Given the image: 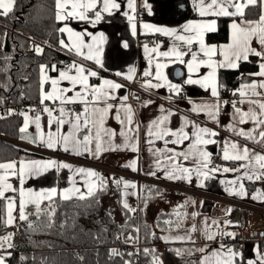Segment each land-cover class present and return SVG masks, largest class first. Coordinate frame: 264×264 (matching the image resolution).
I'll use <instances>...</instances> for the list:
<instances>
[{
	"label": "crops",
	"instance_id": "1",
	"mask_svg": "<svg viewBox=\"0 0 264 264\" xmlns=\"http://www.w3.org/2000/svg\"><path fill=\"white\" fill-rule=\"evenodd\" d=\"M177 0H133V7H129L128 0H116V3L120 5L118 9L109 12H101L102 18L92 23L95 20L94 12L89 13L90 19L88 21H81L79 19H68L60 21L58 27V43L59 46L66 50L71 55L70 65L75 62L82 65L86 70H92L97 72V76H89L90 85H100L103 80H111L119 85L120 88L111 91V95L107 100V103L114 105L109 111L105 119L104 127L112 130L115 133L114 136L105 137V140L101 144L102 150L99 155H96L95 143H92L89 147L91 152H86L81 147L78 151L81 154H77V150H73L72 146H68V150H65L64 145L61 143L56 148H48L46 143L41 142L40 134L37 132L35 123L32 121L34 118H29V125L25 132H21L19 137L14 142L25 150V153L18 159L17 168L19 162L24 161H40L56 162L54 166L49 167L47 171H42L40 175H26L23 185L20 184L19 179L16 177H10L9 182L17 191H8L5 193L7 197H11L15 200L16 208L14 214H17L19 218V189L23 187L25 190L32 189L34 192H41L47 189H56L57 194L53 198L60 196L64 190H73L79 188L82 192L87 193L89 185H95L98 181L95 178L87 177L85 174L79 173L78 169H91L99 173L105 178V185L112 187L110 182L111 178L109 173L120 174L129 179L136 180V192L139 188V177L157 176L166 178L165 172L172 171V165L168 162L164 156L158 153L157 149L173 148L176 152H182L187 150L188 144L191 142L185 141L183 144H171L165 145L163 140L157 139L154 135L159 129L153 124V122L159 123L161 118L167 117L161 125L162 128L175 131L180 129L182 125L186 124L183 119L187 117L189 121L201 127H207L217 133L216 136L207 137L215 141L201 147L210 153L209 160L212 156L218 157V168L213 169L210 167V162L206 168L197 164L196 160L203 161L202 157H191L189 160H184L183 157L177 158V163L183 167L192 169L190 179H169L184 184L189 189L195 191L194 195L189 193L175 192L167 189H162L156 194L152 201L146 204L143 208L142 216L146 221L155 223L160 213H166L165 218H161V222L165 227L158 228L154 225V232L158 234L157 242L153 243L151 255H154V264H177V260L184 254V247H196L198 249H204L203 252L198 250V264L201 260H205L206 264H223L222 257L228 254L227 250L232 249L236 255L234 257L236 264H249L252 261L253 264H264L260 257H264V254L259 252L258 246L255 243H245L242 248L236 247V240L234 243L223 242L219 237V231L225 229L228 233L235 234L237 232V209L233 205V202H243L254 206L264 208V179H257L264 169H261L259 163L255 160V154L264 155V139L259 135L261 131H264V125L256 127L255 132L252 135L254 139H246L243 136L237 135L235 131L231 130L230 125L235 124L236 129L243 128L245 131L253 129L255 127L252 121L240 124L238 118L233 119L234 109L232 107L233 101H239L241 97L236 93L238 89H241L242 85L250 84L253 81L258 82L261 77H257L255 74L259 71V63L262 62L260 57L255 55H249L256 57L258 64V70L253 72H243L239 75V84L235 89H232L227 95L220 94L219 98L213 97L211 94V86L213 83H217V71L219 69H229L231 67L218 68L215 71L214 77L208 78V87H204L199 83L189 84L186 81L191 78L193 80H202L208 77L210 69L206 66H201L199 71L189 72L188 61L192 60L191 52L194 51L197 54L198 59H205L203 52L200 50V44L194 42L191 46L182 44L177 41L174 36L165 35L160 32H155L151 29L144 28L143 25H154L156 27L175 28L177 34H186L183 31V26L188 22H200L203 20H215V28H217V17L214 15H207L201 17L197 10L199 0H183L186 2L188 9L187 14L180 18L179 21H171L174 17L173 5ZM261 2V14H264V0ZM235 3H246V0H235ZM250 5V4H248ZM247 5V6H248ZM102 0H97V10L102 8ZM234 8H229V11H234ZM244 10V9H243ZM55 12L57 13L56 0H55ZM190 14H195V17H190ZM257 19H248L244 17H232L228 22V38L226 41L215 43L208 42L206 40V34L204 33L203 39L206 45H227L230 42V24L235 19L237 23L243 20L258 21ZM129 17H132L130 20ZM67 25L74 32L84 34V40L86 43L93 44L94 48L98 45L100 52L97 53L102 61V66L95 63L94 60L85 59L88 54V50L82 49L84 55H78L76 50L72 47V41L75 37L69 36L67 32H60L59 29ZM135 25V30H133ZM214 32V31H209ZM90 34V35H89ZM101 34L103 39H101ZM93 37H96V41H93ZM148 38H152V42L148 41ZM61 40L64 44H61ZM126 45V46H125ZM39 47L42 49V44H36L34 51ZM252 47L257 50L261 49L260 44L253 40ZM173 48H179L185 53L181 59H177ZM191 49V51L189 50ZM155 49V51H153ZM37 52V51H36ZM169 53L168 56L161 55L162 53ZM73 58V59H72ZM219 61L222 59L218 54L214 57ZM244 61L240 60L239 62ZM160 64L162 67L159 69L160 77L157 78L156 65ZM47 66L45 75L50 78L48 82L44 84V91H52L51 79H58L61 71L56 73L52 72L53 67L47 64H41ZM40 65V66H41ZM130 69L132 71L130 72ZM145 72L150 73L147 75V79H142ZM120 73V75H117ZM72 75H75V70L72 69ZM86 74V73H85ZM175 74H179L175 76ZM131 76L129 79L128 77ZM132 78L137 79L138 85L146 90L151 91L155 95L159 96L158 99L143 100L140 102H128V96L130 91L128 90L127 82ZM150 81L151 84L159 83L161 87H150L146 82ZM171 85L178 86V89H173ZM59 87L71 88L72 85L69 81H60ZM80 86L77 85L74 91H79ZM258 91H264L258 89ZM184 94V95H183ZM67 95H74V92H70ZM127 99H124V98ZM252 99H262V97H251ZM41 102V70L39 67V99ZM227 101V103H225ZM47 107L51 109H58L61 105L59 101L46 100L44 102ZM219 103V115L218 123L211 120L205 111L196 112L193 111L195 105L204 104H217ZM72 105V104H71ZM67 105V106H71ZM103 106V105H99ZM72 110L79 112L83 109L84 105L76 103L75 106H71ZM243 110L247 111L250 107L245 103L240 105ZM257 112L259 108L256 105H251ZM126 108H130V112L126 111ZM119 114L120 119H117ZM58 115V113H57ZM131 115L132 123L129 124L127 117ZM41 130L44 134V140H47V133L50 130L48 125V114H39ZM264 119V117H261ZM123 120V123H121ZM25 124V118L21 128ZM56 125H53L51 130H56ZM190 134L194 131L192 124H187L184 129ZM69 131V125H64L60 132L67 133ZM121 132L124 135H121ZM151 133V134H150ZM86 134V133H85ZM23 137V138H22ZM166 139H173L172 137H166ZM194 139V137H192ZM237 143L242 155L243 148L245 146L250 150L249 157L242 160H225L224 148L225 145H229V154H235L236 150L231 149V143ZM132 145H135L136 150L132 149ZM118 146V147H117ZM41 153L38 155H29L28 152ZM160 161L158 167L156 161ZM135 161L136 170L133 171L131 167L127 165L130 162ZM11 161H5L0 163H8ZM60 164H67L70 167H58ZM243 165V166H242ZM225 168L230 171H224ZM197 169L200 170L199 174ZM234 169L235 171L231 170ZM155 173L151 175L149 173ZM204 172L208 175L205 177ZM176 175H182L176 173ZM251 176L252 179H248ZM168 179V178H166ZM144 183V182H142ZM211 193L216 199L213 200L211 214H204L200 211V205L204 199L203 194ZM69 194V193H65ZM124 194V195H125ZM120 197V200L122 199ZM78 197V196H72ZM5 202V227L0 229V234H5L10 229V225L6 224V204L7 200L0 198ZM109 199H106L108 202ZM122 203V202H121ZM51 201L44 199L41 201V209H50ZM38 210L34 204H27L25 208V215L28 214V210ZM179 213V215H177ZM192 213L197 215L193 216ZM119 216V215H118ZM213 221L216 223L214 224ZM168 222V223H166ZM180 224V227H177ZM195 225V231H192V227ZM212 235L214 239L208 240L206 237ZM191 239H188V237ZM1 237V236H0ZM176 237H183L184 239H177ZM239 238L238 232L235 235H231V240ZM2 243V242H0ZM0 247V258H3V264H5V256L7 253V247L2 243ZM221 245L224 247L221 248ZM171 248H182L170 251ZM219 249V254L213 253Z\"/></svg>",
	"mask_w": 264,
	"mask_h": 264
},
{
	"label": "snow or ice",
	"instance_id": "2",
	"mask_svg": "<svg viewBox=\"0 0 264 264\" xmlns=\"http://www.w3.org/2000/svg\"><path fill=\"white\" fill-rule=\"evenodd\" d=\"M257 0H246V3H235V0H199V4L197 10L201 17H205L207 15H214L216 17L220 16H229V17H243L244 11L243 9L247 7L248 4H255ZM15 0H0V15L7 16L13 10ZM129 7L133 9V0H128ZM102 8L97 10V0H56V19L58 21L68 20V19H79L81 21H88L90 19L89 13L94 12L95 20L91 21L95 23L99 21L102 16L101 12H109L112 10L118 9L120 5L116 3V0H102ZM229 8H234V11H229ZM131 20L132 17H129ZM215 20H203L200 22H188V24L183 26V31L186 34H177V30L175 28H165V27H156L154 25H143L144 28L151 29L155 32H160L165 35L174 36L177 41L182 42V44L191 46L194 42H198L200 44V50L203 52L204 56L207 57L205 59H198L196 52L192 51V60H189L188 68L189 72L199 71L201 66H206L210 69L208 77L203 78L202 80H193L189 78L186 83L195 84L199 83L204 87H208V78L215 76V71L218 68L223 67H231L237 68L239 66L240 60H248L249 55H255L261 58L259 63V71L255 74L257 77H261V79L256 82L253 81L250 84H245L241 86V89H238L237 93L241 97V99L232 102V107L234 109L233 119L236 120L238 118V122L240 124L247 123L248 121H252L255 125L253 129H249L245 131L243 128L236 129L235 124L230 125L231 130L235 131L237 135L243 136L246 139H254L255 137L252 135L255 132L256 127H260L264 125V14H262L258 21L251 20H243L239 23L234 19L230 24V42L227 45H206L204 43V33L209 31H215ZM133 30H135V25H133ZM60 32H67L71 37H75L72 41V47L76 50L78 55H84L82 49H87L88 54L85 56V59L94 60L95 63L100 64L102 66V61L99 58L97 53L100 52V48L97 45L95 48L93 44L86 43L84 40V34L79 32H74L73 29L65 25V27L59 29ZM90 35V34H89ZM101 39H103V35L101 34ZM253 40H256L261 49L257 50L252 47ZM93 41H96V37H93ZM61 44H64V41L61 40ZM126 46V45H125ZM191 51V49L189 48ZM36 51L39 53L42 50L37 47ZM155 51V49H153ZM175 53L177 59H181L185 55L183 51L179 48H173L171 50ZM222 57L221 60L217 61L214 59L216 55ZM161 55L168 56L169 53H162ZM162 65L157 64V78L160 77L159 69ZM55 68V65L53 66ZM72 69L75 70V75L71 74ZM41 70V104H44L46 100L59 101L60 107L58 109H51L47 106L44 107L43 111L48 114L49 120V131L47 133V140H44V134L41 130L40 125V116L37 115L32 121L35 123L37 128V132L40 134L41 142L46 143L48 148H56L59 144H63L65 150H68V146L71 145L73 150H77V154H81L78 149L83 148L86 152H91V148L89 147L92 143H95L96 147V155H99L102 150L101 144L105 140V137L114 136L115 133L112 130L104 127L105 119L109 111L114 107V105L107 103L108 98L111 95V91L117 88H120L121 85L111 81V80H103L100 85H90L89 84V76H97V72L92 70H86L82 65L76 64L73 62L72 65L69 66L67 71H61L58 79H51L50 83L52 85V91L45 92L44 84L48 82L50 78H48L45 73L47 71L46 65L40 66ZM132 69H130V72ZM86 73V74H85ZM120 75V73H117ZM145 75H150V73L145 72ZM129 79L131 76L128 77ZM67 80L72 85L71 88H61L59 87L60 81ZM146 84L150 87H161L159 83L151 84L150 81L146 82ZM80 86L79 91H74L77 87ZM173 89H178V86L171 85ZM70 92H74V95H67ZM211 94L213 97L219 98V90L218 85L215 83L211 86ZM251 97H262V99H252ZM124 99H127L126 97ZM81 103L84 105L83 109L79 112H76L68 107L67 105ZM227 103V101H225ZM237 103L243 105L245 103L249 104L250 107L247 111L243 110L241 107L237 106ZM103 105V106H99ZM251 105H256L259 108V112H257ZM193 111L200 112L205 111L208 117L216 121L218 123V115H219V103L217 104H204V105H195L192 109ZM126 111L130 112V108H126ZM58 112V115L54 113ZM25 115V124L20 129L21 132H25L29 125V117ZM117 119H120L119 114L117 115ZM167 117L161 118L159 123L153 122L159 131H157L154 135L157 139L163 140L165 145L171 144H183L185 141L191 140V142L187 146L186 151L176 152L173 148L166 149H157L156 151L160 153L164 158L171 163L172 171L165 172L166 178L168 179H190L191 171L187 167H183L181 164L177 163L178 157H183L184 160H189L191 157H202L203 161L197 159V164H200L201 167L206 168L208 163L210 162L209 157L210 153L205 151L201 146L207 145L210 143H215V141L208 139L207 137L216 136L217 133L212 129L207 127H201L199 125L194 124L189 121L187 117L183 119L186 121L185 125H182L180 129L172 131L170 129L162 128L164 120ZM128 123H132V117L129 115L127 117ZM123 123V120H121ZM187 124H192L194 131L190 134L185 131V127ZM53 125H56V130L52 131L51 128ZM64 125H69V131L67 133L60 132V129ZM86 133V134H85ZM151 134V133H150ZM121 135H124L121 132ZM260 137L264 139V131L259 133ZM166 137H172L173 139H166ZM194 137V139H192ZM23 138V137H22ZM118 147V146H117ZM231 149L236 150L235 154H229V145L226 144L224 148V156L225 160H242L249 157L250 150L247 146H245L242 150L243 154H240V149L237 143L233 142L230 145ZM132 149L135 151V145H132ZM255 160L259 163L261 169H264V155L255 154ZM16 161H11L8 163H0V198H4L7 200L6 204V224L11 225L14 223L15 217L13 216V211L16 208L15 200L11 197H7L5 195L8 191H17L13 185L9 182L10 177H16L19 179L21 185L25 182L26 175H40L42 171H47L49 167L55 165L56 162L48 161V162H40V161H20L19 167L17 168ZM157 166H160V161H156ZM128 167H131L133 171L136 170L135 161L130 162ZM243 166V165H242ZM58 167H70L67 164H60ZM235 171L234 169H231ZM81 174H85L87 177L95 178L98 183L95 185H89L87 189V193L82 192L79 188H74L69 192V190H64V192L60 193L62 199H70L72 196H78L80 199H84L85 196H91L97 190H103L105 187V178H103L99 173L95 172L91 169H78L77 170ZM224 171H230V169L225 168ZM181 173L182 175H176V173ZM199 174L200 170L197 169ZM151 175H155V173H149ZM203 175L207 177L208 173L204 172ZM248 179H252L251 176H248ZM257 179H264V172H261L260 176ZM119 184L120 181H117ZM125 187H128L131 182L123 181ZM69 193V194H65ZM57 194L56 189H47L42 190L41 192H34L32 189L25 190L23 187L19 189V219H26L25 208L27 204H34L39 210L41 207V201L47 199L49 201L52 200L53 196ZM129 211H135L129 207L127 202H124L123 205ZM54 213V208L52 209ZM179 215V213H177ZM193 216L197 215L196 213H192ZM168 223V222H166ZM215 224L216 222L213 221ZM180 224H177V227H180ZM192 231H195V225H193ZM228 235H235L233 233H229ZM177 239H184L183 237H176ZM208 240L214 239L212 235H208L206 237ZM5 238L0 237V240ZM188 239H191L189 236ZM2 243H0V247H2ZM224 246L221 245V248ZM203 252L204 249H198ZM113 252L116 250L113 249ZM148 250L145 249V252ZM219 249L216 250L214 255L219 254ZM179 252V250H177ZM228 254L225 257H222L223 264H236L234 257L238 255L232 249L227 250ZM261 261L264 262V257H260ZM0 264H3V258H0ZM200 264H206L205 260H201ZM249 264H253L252 261H249Z\"/></svg>",
	"mask_w": 264,
	"mask_h": 264
},
{
	"label": "trees",
	"instance_id": "3",
	"mask_svg": "<svg viewBox=\"0 0 264 264\" xmlns=\"http://www.w3.org/2000/svg\"><path fill=\"white\" fill-rule=\"evenodd\" d=\"M260 6V0L248 5L243 10V17L257 19L261 14ZM189 16L195 17V14ZM0 18L21 32L5 34L0 28V104L7 109L4 116L0 115V162H5L17 161L25 153L14 141L19 137L25 118L23 105L39 99L40 65H55L52 72L56 73L69 67L71 55L58 43L60 21L56 19L55 0H15L9 15H0ZM230 19L232 17H217V28L206 34V40L215 43L226 41ZM31 38L42 44L41 52L28 50ZM257 70L255 56L239 62L237 68L219 69L217 83L220 94L227 95L235 89L241 73ZM28 153L41 156V153ZM162 189L141 182L140 216L130 213L123 206L119 194L114 203L106 202L105 194L116 191L114 186L105 185L103 190L86 195L84 199L52 198L54 213L38 210L18 221L17 237L6 249L5 264H132V257L127 251L114 247L123 243L129 230L137 228L144 244L143 259L147 264H154L150 246L158 241L159 236L153 227H165L160 220L167 214L160 213L155 223H151L143 218L142 212ZM4 217L5 202L0 199V229L5 227ZM235 240L237 247L238 237L227 242L234 243ZM113 249L116 251L113 252ZM145 249L148 251L145 252ZM174 250L177 248L170 249L171 252ZM184 250L177 264H198L197 248L189 246Z\"/></svg>",
	"mask_w": 264,
	"mask_h": 264
},
{
	"label": "built area",
	"instance_id": "4",
	"mask_svg": "<svg viewBox=\"0 0 264 264\" xmlns=\"http://www.w3.org/2000/svg\"><path fill=\"white\" fill-rule=\"evenodd\" d=\"M0 28H3L5 34L9 32H17L16 28L11 25H7L0 18ZM20 32V31H19ZM149 42H152V38H148ZM41 44L39 41L31 38L30 45L28 50H34V46L36 44ZM66 52V51H65ZM68 53V52H66ZM147 75H143L142 79H147ZM128 90L130 91V95L128 96V102H140L143 100L149 99H158L159 96L155 95L149 90L141 88L137 80L132 78L127 82ZM184 95V94H183ZM238 102V101H237ZM241 104L237 103L239 107ZM47 106L45 103L41 104L39 100L28 101L23 105V115L26 114L29 118H34L39 114H45L43 111L44 107ZM68 108H75L71 106H66ZM6 107L0 104V115L4 116L6 114ZM58 112L54 113L57 115ZM25 117V115H24ZM210 167L213 169L218 168V157L212 156L210 158ZM140 184L141 182H147L155 187H161L163 189L181 192V193H195L194 190L189 189L184 184L172 181L166 178L157 177V176H146L139 177ZM139 184V185H140ZM140 188V186H139ZM138 192L135 195L125 194L122 196L121 202L124 205V202H127L130 208L135 209V211H128L136 216H140L141 214V201L140 194ZM204 199L200 205V211L204 214H211L213 200L216 197L211 193L203 194ZM233 205L237 209V232L239 235L237 247L242 248L245 243L251 242L255 243L258 246L259 252L264 254V208L259 206H254L251 204L243 203V202H233ZM225 229H221L219 231V237L223 242H227L231 239V235ZM120 251H127L128 254L132 257V264H147V262L143 259L142 249L144 248V244L140 240L139 229L137 228L134 233L132 230H129L124 235V241L122 244L114 247Z\"/></svg>",
	"mask_w": 264,
	"mask_h": 264
},
{
	"label": "rangeland",
	"instance_id": "5",
	"mask_svg": "<svg viewBox=\"0 0 264 264\" xmlns=\"http://www.w3.org/2000/svg\"><path fill=\"white\" fill-rule=\"evenodd\" d=\"M20 31V30H19ZM109 176L111 178V183L113 184L114 187H116V191H111L105 194V199H109V202L114 203L117 195L119 194L124 195L125 193H131L134 194L136 192V180L134 179H129L123 175L120 174H113V173H109ZM117 181H120V183L118 184ZM123 181H128L131 182L130 185L128 187H125ZM138 192V190H137ZM140 194V192H139ZM54 208V205H51L50 209H46L49 213L52 212V209ZM41 210H45V209H41ZM38 210L32 209L31 211L28 210V213L30 212H35ZM13 216L15 217L14 223L10 225V229L8 231L5 232V234H0L1 237L5 238L3 240H0V242L4 243L5 247H9L10 243L12 241H14L17 237V225H18V221L20 220L17 216V214H14L13 212ZM135 230H132V233H134Z\"/></svg>",
	"mask_w": 264,
	"mask_h": 264
},
{
	"label": "water",
	"instance_id": "6",
	"mask_svg": "<svg viewBox=\"0 0 264 264\" xmlns=\"http://www.w3.org/2000/svg\"><path fill=\"white\" fill-rule=\"evenodd\" d=\"M175 5V6H173ZM173 6V18L171 21L176 22L179 21L181 17H183L184 15L187 14V7H186V2H184L183 0H177L174 4H172ZM179 74H175V76H178Z\"/></svg>",
	"mask_w": 264,
	"mask_h": 264
},
{
	"label": "bare ground",
	"instance_id": "7",
	"mask_svg": "<svg viewBox=\"0 0 264 264\" xmlns=\"http://www.w3.org/2000/svg\"><path fill=\"white\" fill-rule=\"evenodd\" d=\"M3 21H5V20H3ZM6 22H7V21H6ZM2 29H3V28H2ZM2 29H1V30H2ZM3 31H4V30H3ZM8 32H9V31H8ZM19 33H21V32H19ZM4 44H5V43H4ZM2 45H3V44H2ZM0 46H1V43H0ZM1 47H2V46H1ZM65 51H66V50H65ZM66 52H67V51H66ZM62 53H63V52H62ZM69 53H70V52H69ZM63 55L65 56L66 53L63 54ZM64 56H63V57H64ZM63 59H64V58H63ZM72 59H73V58H72ZM136 80H137V79H136ZM72 105L75 106V104H72ZM72 105H71V106H72ZM136 183H137V182H136ZM139 183H140V182H139ZM136 188H137V187H136ZM139 191H140V188H139ZM145 261H146V260H145ZM146 262H147V261H146ZM147 263H148V262H147Z\"/></svg>",
	"mask_w": 264,
	"mask_h": 264
}]
</instances>
